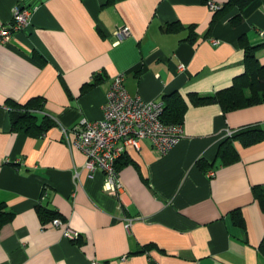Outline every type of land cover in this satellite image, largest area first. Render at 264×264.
I'll return each instance as SVG.
<instances>
[{
    "label": "crops",
    "instance_id": "obj_1",
    "mask_svg": "<svg viewBox=\"0 0 264 264\" xmlns=\"http://www.w3.org/2000/svg\"><path fill=\"white\" fill-rule=\"evenodd\" d=\"M208 2L0 0V28L18 8L31 13L0 42V264H264V138L236 141L233 162L219 155L228 130L264 132V103L226 112L191 100L245 73L244 43L264 65V5L217 16ZM122 73L132 97L177 92L188 109L169 153L150 140L127 148L113 195L68 140L82 119H103ZM9 103H30L36 126L15 129Z\"/></svg>",
    "mask_w": 264,
    "mask_h": 264
},
{
    "label": "built area",
    "instance_id": "obj_2",
    "mask_svg": "<svg viewBox=\"0 0 264 264\" xmlns=\"http://www.w3.org/2000/svg\"><path fill=\"white\" fill-rule=\"evenodd\" d=\"M208 1L213 10L219 8L213 0ZM30 17L28 9H16L12 22L0 28V42L10 40L12 33L27 28ZM116 34L122 39L130 35V31L123 27ZM260 35L264 40V28L260 30ZM124 82L123 73L114 79L107 93L103 119H82L74 131V139L68 140L71 146L79 148L86 155L87 169L101 170L104 173V188L113 195H118L122 189L116 162L125 155L128 147L139 150L143 140H150L165 155L180 142L184 134L183 125L162 121L164 101L132 97ZM63 133L67 137L65 129ZM226 136H232V131L228 130ZM210 175L213 176L214 172ZM52 226L62 228L64 237L68 239L75 240L80 237L78 231L64 228V222L59 218L53 219Z\"/></svg>",
    "mask_w": 264,
    "mask_h": 264
},
{
    "label": "trees",
    "instance_id": "obj_3",
    "mask_svg": "<svg viewBox=\"0 0 264 264\" xmlns=\"http://www.w3.org/2000/svg\"><path fill=\"white\" fill-rule=\"evenodd\" d=\"M208 1V0H204ZM260 1L264 5V0H225L223 6L217 9L218 14H222L239 8L240 12L246 10L251 4ZM214 2V1H213ZM215 3V2H214ZM241 13L235 16L236 23L242 21ZM218 18V17H216ZM257 46H251L244 43L245 49V73L235 78L231 87L222 89L213 95H191V100L195 105H204L211 103H218L222 106L224 111H234L264 103V65L260 63L257 56ZM165 108L162 114V121L167 124L182 125L184 122L185 114L188 109V103L177 92L166 96L164 98ZM40 107L43 104L38 102ZM12 116V124L15 129L22 130L35 127L36 115L35 110L31 107L30 103L19 104L9 103ZM264 138V132L258 127H247L232 134V136L225 137L219 148V155L225 159V162H233L237 160L238 155L234 143L239 141L245 146H250L261 142ZM124 155L116 162V169L121 167V161ZM261 203L264 206V194H258ZM53 213L50 211L43 212L44 217H52ZM264 243V241H263Z\"/></svg>",
    "mask_w": 264,
    "mask_h": 264
},
{
    "label": "rangeland",
    "instance_id": "obj_4",
    "mask_svg": "<svg viewBox=\"0 0 264 264\" xmlns=\"http://www.w3.org/2000/svg\"><path fill=\"white\" fill-rule=\"evenodd\" d=\"M232 134H233V132H232ZM225 137H228V136L225 135ZM225 137H224V138H225Z\"/></svg>",
    "mask_w": 264,
    "mask_h": 264
}]
</instances>
